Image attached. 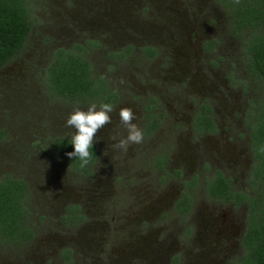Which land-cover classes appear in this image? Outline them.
<instances>
[{"label":"rangeland","instance_id":"1","mask_svg":"<svg viewBox=\"0 0 264 264\" xmlns=\"http://www.w3.org/2000/svg\"><path fill=\"white\" fill-rule=\"evenodd\" d=\"M31 17L24 48L0 68V174L29 183L35 232L23 241L0 240V264H234L246 204L211 197L205 179L220 168L234 188L247 186L250 127L264 80L248 67L219 4L33 0ZM77 43L119 94L111 104L112 122L96 134L99 153L87 176L54 162L43 149L47 132L74 135L66 119L74 108L92 104L51 96L42 78L52 50ZM126 44L130 51L120 61L108 55ZM146 45L156 54L148 55ZM201 103L218 123L213 132L192 128ZM122 107L133 109L144 133L127 152L111 147L112 135H127L118 115ZM148 111L162 114L153 132L144 130ZM158 152L169 157L165 166L173 175L155 163ZM174 169L196 177L185 215L173 210L181 187ZM71 203L82 217L69 224L64 216Z\"/></svg>","mask_w":264,"mask_h":264},{"label":"trees","instance_id":"2","mask_svg":"<svg viewBox=\"0 0 264 264\" xmlns=\"http://www.w3.org/2000/svg\"><path fill=\"white\" fill-rule=\"evenodd\" d=\"M226 17L230 30L240 38L251 72L264 80V0H215ZM33 0H0V68L17 56L24 48L29 35ZM90 42V41H89ZM99 44V41H92ZM132 44L112 49L108 55L120 61L130 51ZM211 41H208V46ZM148 55L156 54L152 45L143 46ZM86 47L77 43L75 48L59 46L52 50L43 67L42 78L51 96L61 97L77 104L110 103L119 96L108 79L95 71ZM209 105L201 103L194 120L195 130H216ZM250 127L252 162L249 166L247 186L234 188L231 179L216 169L205 179L208 195L235 204H246V222L241 236V252L234 264H264V93L261 108ZM153 112H148L150 132L158 123ZM5 131L0 129V135ZM73 135L46 133L43 149L46 154L68 170L87 176L99 153L94 143L92 159L81 167L78 158H70L74 150ZM193 183L196 177H193ZM187 185V181H185ZM30 187L27 180L16 174H0V240L18 242L31 238L34 228L30 222ZM191 196L186 190L176 202L180 213L188 210ZM78 204H69L64 220L69 224L81 218ZM69 257V250H64Z\"/></svg>","mask_w":264,"mask_h":264},{"label":"clouds","instance_id":"3","mask_svg":"<svg viewBox=\"0 0 264 264\" xmlns=\"http://www.w3.org/2000/svg\"><path fill=\"white\" fill-rule=\"evenodd\" d=\"M239 2V0H237ZM114 111L113 105L110 103L90 104L87 110L79 107L73 109L66 119V126L75 129L74 135L71 137V144L74 150L67 153L70 158H78L81 161V167H86L92 159V152L96 134L106 125L112 122L111 113ZM119 120L121 126L127 131L126 136L119 134L112 135L115 141L112 149L117 152H127L128 148L133 144H139L144 139L142 129L134 123L136 114L130 107H122L119 110ZM119 137V138H117Z\"/></svg>","mask_w":264,"mask_h":264},{"label":"flooded vegetation","instance_id":"4","mask_svg":"<svg viewBox=\"0 0 264 264\" xmlns=\"http://www.w3.org/2000/svg\"><path fill=\"white\" fill-rule=\"evenodd\" d=\"M149 112V111H148ZM151 112H153V111H151ZM154 113V115L156 116L155 118L156 119H158V123L156 124V126L151 130V132H153L154 130H156L157 128H158V126H159V123H160V121H161V117L160 116H162V114H158L159 112H157V113H155V112H153ZM211 115V114H210ZM213 119V118H212ZM194 120H195V117L192 119V128H193V130L195 131V132H197L198 134H200V133H207V132H213V131H210V130H204V129H201V130H195L194 129ZM214 120V119H213ZM215 121V125H216V129H218V123H217V121L216 120H214ZM147 128H148V117H146V121H145V123H144V130L146 131V132H149L148 130H147ZM215 131V130H214ZM161 153V152H160ZM159 152L158 153H156L155 154V163L160 167V169L164 172V174L166 175H170V174H172L173 175V173L172 172H168L167 171V169H166V164L168 163V160H169V157H167V156H162L161 154H160ZM218 169V168H217ZM220 169V168H219ZM175 170V169H174ZM216 170V169H215ZM214 170V171H215ZM221 170V169H220ZM214 171H213V173H214ZM222 172H223V174L225 175V176H228L223 170H221ZM212 173V174H213ZM174 174H176L175 176H177V177H179L180 179H181V187L179 188V190L177 191V193H176V197H175V199H174V203H173V210L175 211V212H177V213H180L178 210H177V208H176V202L178 201V199L180 198V196L182 195V191L183 190H186L188 193H189V195L191 196V199H190V206L188 207V210H186L185 212H183V213H180V214H182V215H185L186 213H188L190 210H191V208H192V200H193V197H192V193H191V188L190 187H193V185H194V183H193V177H195V176H193L192 177V175H186L185 173H184V171L182 170V169H176L175 170V172H174ZM229 177V176H228ZM185 181H187V185L185 184ZM231 181V180H230ZM205 189V188H204ZM211 197H213V196H211ZM213 198H215V199H220V198H217V197H213ZM220 200H222V199H220ZM233 202V201H232ZM241 204H243V202L241 203ZM74 222V221H73ZM72 222V223H73ZM72 223H70V224H72ZM245 227V226H244ZM243 231H244V229H242V231H241V233L237 236V238H236V241L238 242V244H239V247H241V242H240V239H241V236H242V234H243ZM159 260V259H158ZM159 262V261H158ZM157 262V263H158ZM153 263V262H152ZM156 263V262H155ZM156 263V264H157Z\"/></svg>","mask_w":264,"mask_h":264}]
</instances>
